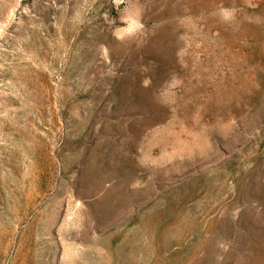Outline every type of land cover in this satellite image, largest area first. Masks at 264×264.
Returning a JSON list of instances; mask_svg holds the SVG:
<instances>
[{"label":"rangeland","instance_id":"374dc122","mask_svg":"<svg viewBox=\"0 0 264 264\" xmlns=\"http://www.w3.org/2000/svg\"><path fill=\"white\" fill-rule=\"evenodd\" d=\"M0 264H264V0H0Z\"/></svg>","mask_w":264,"mask_h":264}]
</instances>
